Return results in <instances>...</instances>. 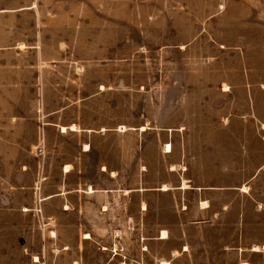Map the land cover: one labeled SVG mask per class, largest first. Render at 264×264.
<instances>
[{
    "label": "rangeland",
    "instance_id": "1",
    "mask_svg": "<svg viewBox=\"0 0 264 264\" xmlns=\"http://www.w3.org/2000/svg\"><path fill=\"white\" fill-rule=\"evenodd\" d=\"M40 6L38 73L25 68L31 82L10 99L0 84V111L22 114L18 133L35 134L36 145L0 146L3 262L236 264L234 229L178 222L184 207L178 201L192 193L174 188L193 186L194 154L210 151L205 134L258 121L264 0H41ZM261 107L264 119V101ZM255 143L248 152L259 156ZM245 182L250 198L262 193ZM164 185L173 189L163 193ZM57 193L53 201L41 199ZM65 206L74 213L61 214ZM162 229L165 240L157 239ZM224 236L231 241L221 247ZM174 245L179 254L170 252ZM252 260L264 264V253Z\"/></svg>",
    "mask_w": 264,
    "mask_h": 264
},
{
    "label": "crops",
    "instance_id": "2",
    "mask_svg": "<svg viewBox=\"0 0 264 264\" xmlns=\"http://www.w3.org/2000/svg\"><path fill=\"white\" fill-rule=\"evenodd\" d=\"M40 2L41 0H0V71L8 72L4 78L0 74V84L7 85L9 88L8 94L4 95L6 99L12 97V91H20L25 87L27 81L31 82L24 74L27 71L25 68H35L34 76L39 71L38 62L42 60V34L45 28ZM36 78L34 77L33 80L35 81ZM262 87L259 96L264 101V84ZM226 89L223 88V90ZM261 102H259L255 113L258 121L252 126L253 128L229 123L205 134L210 151L203 147L194 154L192 162L193 186L183 187L179 183L180 185L174 188L178 189V193L186 196H188L187 193H192V197L188 196L186 200L178 201L180 205L184 206L178 210V222H196L197 228L208 227L216 223L215 226L234 229L236 236H233V241L239 242L235 248H238L240 253V259L236 264H255L253 260L251 261V256L264 253V119L260 114L263 110L260 109L262 108ZM22 122V114L12 115L9 112L0 111V124H5L4 127L0 126L2 131L0 146H36L33 142L35 134L30 135L27 139L23 134L18 133ZM70 129H74V126ZM66 130L67 127L65 130L61 129L62 132ZM253 141H256L255 153L258 154L259 151V156L248 152V146ZM167 149L166 146L164 152L169 153L172 148ZM65 166L67 167H64V170L69 171L70 166L68 164ZM103 167L105 170L106 167ZM246 171L249 172V175L244 174ZM247 178H249V185L263 187L261 194L252 198L246 194L249 189L245 182ZM187 179L191 180L189 177ZM171 189L173 188L165 185L160 188V191L165 193ZM58 195L60 194L44 195L41 199L51 198L53 201V197ZM143 206V209L148 210L147 205ZM24 209L29 210L28 207ZM60 213L74 212L65 206L60 210ZM161 231H165L166 235L161 237L162 232H160L157 239H167L168 231L166 229ZM53 235V229H50L51 238ZM218 241L221 247H224L231 239L224 236ZM186 249L187 247L184 246L183 250ZM170 252L179 254V249L174 245ZM5 257H7L6 254L0 253V264H5L3 262ZM32 258L34 262L39 261L37 255ZM162 261L170 264L166 259Z\"/></svg>",
    "mask_w": 264,
    "mask_h": 264
},
{
    "label": "bare ground",
    "instance_id": "3",
    "mask_svg": "<svg viewBox=\"0 0 264 264\" xmlns=\"http://www.w3.org/2000/svg\"><path fill=\"white\" fill-rule=\"evenodd\" d=\"M71 128H73V126H71ZM142 129H143V127H141ZM62 130H65V126H62V128H61ZM120 129H125V126L124 125H121V127H120ZM167 147H168V149L170 150V144H167ZM167 149V150H168ZM67 166H65V168H66ZM64 168V169H65ZM163 187H165V185L163 186ZM88 191H92V186H89V190ZM144 207V206H143ZM162 232V235H161V237H165V235H166V232L165 231H161ZM90 237V235L88 234V233H86L85 234V238H89ZM257 247V246H256ZM255 247V248H256ZM264 247V246H263ZM254 248V249H255ZM258 249V248H257ZM162 262V264H169L168 262H166V261H161Z\"/></svg>",
    "mask_w": 264,
    "mask_h": 264
}]
</instances>
